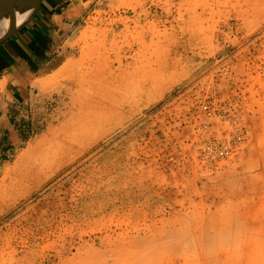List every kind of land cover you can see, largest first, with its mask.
<instances>
[{"label":"rangeland","instance_id":"1","mask_svg":"<svg viewBox=\"0 0 264 264\" xmlns=\"http://www.w3.org/2000/svg\"><path fill=\"white\" fill-rule=\"evenodd\" d=\"M96 8L41 80L53 101L29 112L27 142L0 163V264H264V0ZM99 53L119 68L96 99L116 105L92 109L86 65ZM80 106L112 116L30 166L34 156L23 155L52 130L86 122ZM217 114L237 117L238 128ZM227 127L226 138L240 130L242 140L201 162L200 143Z\"/></svg>","mask_w":264,"mask_h":264},{"label":"crops","instance_id":"2","mask_svg":"<svg viewBox=\"0 0 264 264\" xmlns=\"http://www.w3.org/2000/svg\"><path fill=\"white\" fill-rule=\"evenodd\" d=\"M101 0H43L32 19L0 44V163L27 142L29 112L53 101L41 80L62 61L69 42ZM71 48V47H70ZM41 107V108H35Z\"/></svg>","mask_w":264,"mask_h":264},{"label":"bare ground","instance_id":"3","mask_svg":"<svg viewBox=\"0 0 264 264\" xmlns=\"http://www.w3.org/2000/svg\"><path fill=\"white\" fill-rule=\"evenodd\" d=\"M26 15L27 14H23V15H19V14H17L16 15V24L17 25H19L24 19H25V17H26ZM138 18V17H137ZM128 20V19H127ZM7 25H8V22H7V20H2L1 22H0V26H1V33L2 32H4V30L7 28ZM124 27V26H123ZM125 28V27H124ZM111 36H113V33L111 34ZM114 37V36H113ZM113 44V43H112ZM112 44L110 43V45L112 46ZM92 45H93V43H92ZM103 45V44H102ZM109 45V44H108ZM94 46V45H93ZM107 46V45H106ZM86 47H87V45H86ZM89 48H91V46L89 47ZM93 48V47H92ZM103 48V47H102ZM102 48H101V51H102ZM128 48V47H127ZM131 48V47H130ZM129 48V49H130ZM96 49V48H95ZM94 49V50H95ZM128 49V50H129ZM98 50H99V48H98ZM138 50V49H137ZM82 51H84V50H82ZM89 51V50H88ZM131 51H132V49H131ZM94 52V51H93ZM98 52H100V51H98ZM109 52V51H108ZM134 52V51H133ZM91 53V52H90ZM104 53V52H103ZM128 53V52H127ZM82 54V53H81ZM99 54H101V56H100V58H97L98 60H96V61H94L93 63H88V65H86V70H91L92 72L94 71V76L92 77V76H90L89 78H88V81L89 80H92V82L94 81V79H96V87H97V91L92 95V97H93V99H92V97L89 99V101H91L90 103H92L91 104V107H92V109H93V106L95 107V106H102V107H114V105H116V103H114L113 104V102H115V101H113L112 102V99H111V97H109V99H107V100H109L108 101V103L106 102V101H103V103H101V102H99V101H97V99H96V96L97 97H102V96H99V95H101L102 94V92H104V94H105V92H106V88H108L109 87V85L111 84V83H113L114 81H115V74H113L114 72V69L116 70V69H118L119 68V65L117 64V66L118 67H114V69L112 70L111 69V67H112V64H113V61H112V64H111V67H110V65H109V63L107 62L108 61V57L106 56L107 54H106V52H105V54H103L102 55V53H99ZM129 54V53H128ZM135 54V53H134ZM133 54V55H134ZM84 55H86L85 53H84ZM84 55H81L82 57L84 56ZM93 55V54H92ZM92 55L90 54V56L92 57ZM98 55V54H97ZM117 55V54H116ZM136 55V54H135ZM134 55V56H135ZM139 55V54H138ZM90 56H88V57H90ZM99 56V55H98ZM80 57V56H79ZM95 57V56H94ZM83 59V58H82ZM82 59H81V61H82ZM86 61H87V57H86V59H85ZM93 60V59H92ZM94 60H95V58H94ZM103 61L104 60V67H103V69H97L98 67H99V63H100V61ZM115 60V59H114ZM81 61H79V62H77V63H81V65H82V63H83V61L81 62ZM119 61H121V60H119L118 59V62ZM111 62V61H110ZM117 62V61H116ZM95 63V64H94ZM122 63V62H121ZM83 65H85V63H83ZM85 67V66H84ZM83 67V68H84ZM101 67V66H100ZM77 68V67H76ZM79 68H80V66H79ZM79 68H78V70H79ZM102 68V67H101ZM78 70H76V71H78ZM80 70H81V68H80ZM74 71V70H73ZM75 71V72H76ZM79 72V71H78ZM80 72H83V71H80ZM84 72H85V70H84ZM83 72V73H84ZM87 72V71H86ZM79 74V73H78ZM87 75V74H86ZM89 75V74H88ZM79 75H77L76 77H78ZM74 77V76H73ZM76 77H74L75 79L74 80H78V79H76ZM83 77V76H82ZM87 77V76H86ZM85 77V78H86ZM95 77V78H94ZM80 78V77H79ZM94 78V79H93ZM69 79V78H68ZM83 80H85V79H83ZM45 81V80H44ZM69 81V80H68ZM80 81V80H79ZM81 82V81H80ZM91 82V81H90ZM91 82V83H92ZM69 83H70V85H69V88H71V86H76V85H78V82H70L69 81ZM86 83V82H85ZM90 84V83H89ZM62 85V84H61ZM92 85H93V83H92ZM91 85V86H92ZM66 86V85H65ZM84 86H85V84L83 85V89H84ZM78 87H79V85H78ZM86 87H88V86H86ZM95 87V88H96ZM118 87V86H117ZM80 88V92H82L83 90H81L82 89V87L80 86L79 87ZM89 88L90 89H95L94 87H90L89 86ZM88 88V89H89ZM112 88V87H111ZM110 88V89H111ZM74 90V89H73ZM78 90V89H77ZM105 90V91H104ZM85 91V90H84ZM83 91V92H84ZM89 91V90H88ZM90 91H92V90H90ZM75 92V91H74ZM77 92V91H76ZM101 93V94H100ZM108 93V92H107ZM86 94H88V93H86ZM105 97L106 96H104L103 98H104V100H105ZM123 99V98H122ZM81 100V99H80ZM88 100H87V103L89 102ZM118 101V100H117ZM119 101H122V100H120L119 99ZM119 101H118V103H119ZM124 101V100H123ZM122 101V102H123ZM81 103H82V101H81ZM90 103H89V105H90ZM109 104V105H107V104ZM117 103V104H118ZM125 103V102H124ZM58 104H60V103H58ZM121 104V103H120ZM83 105V104H82ZM119 105V104H118ZM117 105V106H118ZM122 105H123V103H122ZM84 106V105H83ZM116 106V107H117ZM85 107H87V105L85 106ZM118 107H121L120 105L118 106ZM123 107V106H122ZM75 108V107H74ZM82 108L83 107H78V110L80 109V110H82ZM89 108V112L88 113H85V112H83V111H78L79 113L78 114H82V112H83V114H86V122H84V121H79V120H77L78 122H76V124H74V125H72V124H70V126L68 127H61V128H58V130H57V132H56V129L55 130H52V132L53 131H55L53 134H52V137L50 138L49 136H48V139H46L45 141H42V140H40L39 142L40 143H38V144H36L34 147H31V149H30V151L29 152H27V155H23V157L24 156H29L28 154H31L30 156H34L33 158V160H32V165H30V166H32V167H39V166H41V164H42V166L44 165V162L47 160L46 158H48L49 156H50V154L53 156V155H56L57 153V150H61V151H66V150H71V148H72V146L74 145V144H76L77 142H80L81 141V143H82V140H84V138L85 137H87V135L89 134V133H91L93 130H95V129H98V128H100V127H102V125H104L108 120H109V118L112 116H109V114L111 113V112H100L99 113V111H103V110H99V111H97L98 113H95V112H93V111H95L96 109H94V110H90V107H88ZM100 108V107H99ZM86 109V108H85ZM98 109V108H97ZM56 111V110H55ZM104 111H105V109H104ZM116 111V110H115ZM57 112V111H56ZM116 112H118V111H116ZM58 113H61L60 111L58 112ZM77 113V112H76ZM52 114V113H51ZM112 114V113H111ZM56 115V114H55ZM62 115V114H61ZM60 115V116H61ZM77 114H75L74 116H76ZM78 117V116H77ZM71 119H72V117H71ZM70 119V121H74V119L73 120H71ZM78 119H79V117H78ZM80 120H81V118H80ZM70 121H69V123H70ZM74 123V122H73ZM63 126V125H62ZM51 132V131H50ZM51 132V133H52ZM46 134V133H45ZM59 135V137H57ZM45 138H47V137H45ZM44 138V139H45ZM58 138V139H57ZM42 141V142H41ZM52 143V144H51ZM78 144V143H77ZM56 151V152H55ZM60 151V152H61ZM56 154H55V153ZM65 153V152H64ZM23 154V153H22ZM58 155V154H57ZM59 156H62V154L61 155H59ZM64 156V155H63ZM25 158V157H24ZM31 157H29V159H30ZM51 158V157H50ZM57 158H59L58 156H57ZM20 159L23 161L24 159H22V157H20ZM26 159V158H25ZM28 159V158H27ZM46 159V160H45ZM60 159H62V158H60ZM49 160V159H48ZM58 160V159H57ZM57 160H55V162H57ZM19 162H20V160H19ZM18 162V163H19ZM25 162V161H24ZM27 162V161H26ZM22 163V162H21ZM28 163V162H27ZM27 163H25L26 165H29V164H27ZM50 163V162H49ZM54 163V162H53ZM58 163H59V161H58ZM57 163V164H58ZM62 163V162H61ZM52 164V163H51ZM23 165V164H22ZM23 166V167H27V166ZM29 166V167H30ZM28 167V168H29ZM31 168V167H30ZM42 168V167H41ZM21 169V168H20ZM34 169H36V168H34ZM25 170H28L27 168H25ZM40 171V170H39ZM15 173V172H14ZM18 173H19V171H18ZM21 174H22V172H21ZM31 175V174H30ZM21 176V175H20ZM8 177H9V175H8ZM24 179V178H23ZM18 183V182H17ZM19 185V184H18ZM8 191V190H7Z\"/></svg>","mask_w":264,"mask_h":264},{"label":"built area","instance_id":"4","mask_svg":"<svg viewBox=\"0 0 264 264\" xmlns=\"http://www.w3.org/2000/svg\"><path fill=\"white\" fill-rule=\"evenodd\" d=\"M202 111L207 113L208 112V105L204 104L201 106ZM217 116L220 118L221 122L227 123L229 128H232V130H235V128H238L239 121L237 117H232L230 115L224 116L217 114ZM203 129H206V124H203ZM227 129L221 131V137H215V136H209L204 141H202L199 145V160L203 163L212 162L216 159H222L225 157H228L232 151L233 146L236 142H240L242 140V134L240 133V130L235 131V135L232 138H226L227 136H231V131Z\"/></svg>","mask_w":264,"mask_h":264},{"label":"water","instance_id":"5","mask_svg":"<svg viewBox=\"0 0 264 264\" xmlns=\"http://www.w3.org/2000/svg\"><path fill=\"white\" fill-rule=\"evenodd\" d=\"M42 1L43 0H0V22L2 20H7L8 22L7 28L2 33L0 26V44L14 36L32 19ZM17 14H27L19 25L16 24Z\"/></svg>","mask_w":264,"mask_h":264}]
</instances>
